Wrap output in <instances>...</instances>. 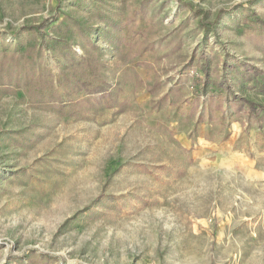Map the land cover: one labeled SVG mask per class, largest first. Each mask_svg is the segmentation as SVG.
<instances>
[{"label": "rangeland", "instance_id": "rangeland-1", "mask_svg": "<svg viewBox=\"0 0 264 264\" xmlns=\"http://www.w3.org/2000/svg\"><path fill=\"white\" fill-rule=\"evenodd\" d=\"M263 133L264 0H0V264H264Z\"/></svg>", "mask_w": 264, "mask_h": 264}, {"label": "crops", "instance_id": "crops-1", "mask_svg": "<svg viewBox=\"0 0 264 264\" xmlns=\"http://www.w3.org/2000/svg\"><path fill=\"white\" fill-rule=\"evenodd\" d=\"M244 142L245 141H243L242 143ZM233 143L234 139L229 138L226 142H224V146L222 149H224L225 152L228 153H230L231 151H237L239 154H243L244 157H241V155H239L240 157L238 158H240V160L235 162H239L240 164L242 163L245 171V176L252 177L258 187L260 180L264 179V133L263 135L251 137L248 147H242V144L239 143L238 147L235 148V150L234 148H232ZM261 164L263 167L261 166Z\"/></svg>", "mask_w": 264, "mask_h": 264}, {"label": "trees", "instance_id": "trees-1", "mask_svg": "<svg viewBox=\"0 0 264 264\" xmlns=\"http://www.w3.org/2000/svg\"><path fill=\"white\" fill-rule=\"evenodd\" d=\"M253 105L252 104H250V107H251V112H253V113H255V114H257V112H255L254 111V109H253V107H252Z\"/></svg>", "mask_w": 264, "mask_h": 264}]
</instances>
